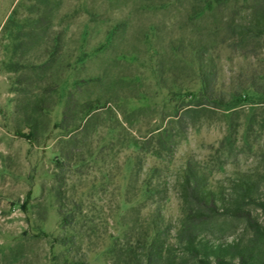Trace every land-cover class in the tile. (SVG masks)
<instances>
[{
    "label": "rangeland",
    "instance_id": "374dc122",
    "mask_svg": "<svg viewBox=\"0 0 264 264\" xmlns=\"http://www.w3.org/2000/svg\"><path fill=\"white\" fill-rule=\"evenodd\" d=\"M255 1L0 0V264L179 256L188 169L264 199V93L220 108L193 94L208 55L225 91L253 72L264 90V46L233 43ZM206 227L254 246L242 218Z\"/></svg>",
    "mask_w": 264,
    "mask_h": 264
},
{
    "label": "trees",
    "instance_id": "16d2710c",
    "mask_svg": "<svg viewBox=\"0 0 264 264\" xmlns=\"http://www.w3.org/2000/svg\"><path fill=\"white\" fill-rule=\"evenodd\" d=\"M221 0H214L217 4ZM250 19L243 25L233 39L234 45L241 48L246 46V42H252L254 48L264 46V0H256L251 5ZM230 27V26H228ZM200 51L205 55L207 47L200 46ZM204 61V70L199 76V87L193 93L196 105H205L215 108L234 106L238 103L241 95L247 89L252 88L261 94L264 90L258 85L256 79L257 72L251 73L250 83L239 88L224 90L217 83V71L213 69V57L208 55ZM240 71L237 77L244 75ZM15 134L21 138L29 139L28 135L15 130ZM198 172L188 169L183 175V182L180 191V200L184 206L183 217L180 226L177 228L174 238L180 246V255L170 256L168 253L156 254L152 257V252L143 254V260L139 261L128 257L123 264H262L260 261L261 250L264 246V224L257 221L245 208V205H255L264 211V199L254 195V184L248 179L247 183H241L232 188L233 193L228 197L223 192L212 187H208L206 182ZM30 191L27 192V198ZM218 216H232L242 218L246 226L253 234L254 246L241 247L239 243L213 241L208 237L207 224ZM63 223L71 222L67 216L62 217ZM41 236H48L42 232ZM256 251L255 253L253 252ZM260 253V254H259ZM56 264V263H51Z\"/></svg>",
    "mask_w": 264,
    "mask_h": 264
}]
</instances>
